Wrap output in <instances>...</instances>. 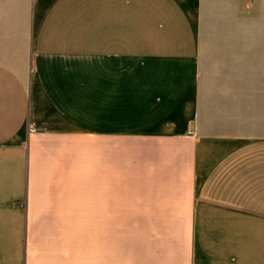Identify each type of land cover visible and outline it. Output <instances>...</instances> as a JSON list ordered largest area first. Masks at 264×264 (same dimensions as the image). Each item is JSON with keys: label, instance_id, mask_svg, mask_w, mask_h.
<instances>
[{"label": "crops", "instance_id": "obj_1", "mask_svg": "<svg viewBox=\"0 0 264 264\" xmlns=\"http://www.w3.org/2000/svg\"><path fill=\"white\" fill-rule=\"evenodd\" d=\"M199 0H0V264H264V136L198 127Z\"/></svg>", "mask_w": 264, "mask_h": 264}, {"label": "rangeland", "instance_id": "obj_2", "mask_svg": "<svg viewBox=\"0 0 264 264\" xmlns=\"http://www.w3.org/2000/svg\"><path fill=\"white\" fill-rule=\"evenodd\" d=\"M196 31L199 132L264 136V0H199Z\"/></svg>", "mask_w": 264, "mask_h": 264}]
</instances>
